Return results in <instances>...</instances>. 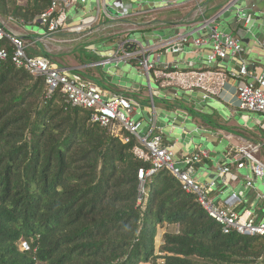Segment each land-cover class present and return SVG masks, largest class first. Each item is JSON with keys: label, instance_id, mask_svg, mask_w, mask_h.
Listing matches in <instances>:
<instances>
[{"label": "trees", "instance_id": "trees-1", "mask_svg": "<svg viewBox=\"0 0 264 264\" xmlns=\"http://www.w3.org/2000/svg\"><path fill=\"white\" fill-rule=\"evenodd\" d=\"M52 2L0 0V20L40 25ZM125 135L0 59V264H159L160 229L164 264H264V237L224 233L170 170L141 179Z\"/></svg>", "mask_w": 264, "mask_h": 264}, {"label": "crops", "instance_id": "crops-1", "mask_svg": "<svg viewBox=\"0 0 264 264\" xmlns=\"http://www.w3.org/2000/svg\"><path fill=\"white\" fill-rule=\"evenodd\" d=\"M121 1L131 6V14L126 18H117L118 11L107 4V9L115 18L111 19L104 13L107 9L102 7L99 10L97 1L89 0L87 4L73 8L68 21L75 23L83 15H92L99 10L100 24L109 28L112 31L110 35L116 37L124 32H128L126 35L129 37H135L134 33L140 32L143 36L151 37L142 42L159 43L186 34L188 42L182 44L180 52L173 53L166 47L152 55L157 67L162 70L179 67L181 70L227 73L238 65V58L230 57L224 62L211 65L207 60L210 47H197L193 42L197 37L209 35L212 28L216 27L242 40L244 58L251 71L260 74L264 70V17L260 16V10L254 6L256 0ZM228 4L230 6L226 9ZM243 13L252 15L250 24L242 20ZM6 22L10 31L24 37L29 54L44 55L41 52L44 50L50 55V50H46L44 45L49 48L53 34H46L43 26L39 25L43 34L37 41L28 37L38 33L33 28L13 19ZM99 41L96 46L94 44L90 47L96 57L94 60L80 63L69 59L65 64L56 63L70 71H85L86 78L103 89L107 97L127 93L137 98L141 108L135 116L142 121L141 134H159L165 143L173 144L175 158L181 167L185 166L181 162L185 156L199 153L200 160L194 164L192 175L204 185L214 183L213 187L208 188L210 198L219 205H227L228 198L237 194L234 208L239 211L249 210L256 219H264V176L255 175L248 163L239 168L241 160L234 157L239 148L255 145L259 149L254 156L264 163V115L240 109L237 80L228 79L219 84L213 77L209 83L213 92L208 96L201 89L191 88L180 80L160 81L152 77L150 83L137 59L110 66L95 64L114 50L108 47L106 38ZM39 42L40 48H35ZM99 66L110 67L119 78L105 80L94 70ZM96 79H100V83ZM144 84L149 88L148 98L143 95ZM223 166H229L233 173L220 175L219 169Z\"/></svg>", "mask_w": 264, "mask_h": 264}, {"label": "built area", "instance_id": "built-area-1", "mask_svg": "<svg viewBox=\"0 0 264 264\" xmlns=\"http://www.w3.org/2000/svg\"><path fill=\"white\" fill-rule=\"evenodd\" d=\"M88 1L53 0L49 9L40 15V25L44 27L46 34L49 35L93 26L100 22L99 10L102 7L107 9V4L118 11L117 18H126L131 14V6L121 0H112V2L110 0H96L99 9L97 13L83 15L75 23L69 22L70 11L79 4H87ZM104 13L109 18L115 19L108 9ZM242 20L248 25L253 18L251 14L243 13ZM3 39H8L11 42L13 51L10 53L6 48H1V60L11 58L17 67L43 77L48 86L49 95L59 89L66 95L67 100L72 105L90 110L92 122L110 129L117 123L121 124L126 131L125 142H131L133 138L138 141L135 148L136 153L144 159H149L152 163V167L146 173L143 169L139 171L141 179L144 178L145 174L147 176L152 175L159 169L166 168L180 180L186 192L197 196L200 204L218 222L224 233L235 232L244 236L264 237V219H256L249 210L239 211L234 208L238 198L237 194H233L228 198L227 205H219L210 198L208 192V188L213 187L214 183L204 185L194 178L192 173L194 164L200 160L199 153L185 156L181 161L185 166L181 167L180 162L175 158L173 144L165 143L162 135L159 134L153 136L141 134L142 121L135 116L141 108L137 98L127 93L107 97L93 81L83 77L78 70L64 69L48 55H30L27 52L24 37L10 31L7 22L0 20V42ZM187 42L188 37L186 34L159 43H146L135 37H127L119 40L114 50L107 56H103L95 64L112 65L121 61L137 59L150 83L152 77L158 78L160 81L180 80L191 88L201 89L206 96L213 92L209 87L213 77L216 78L219 84H223L228 79H235L238 82L237 95L240 109L264 115V70L260 74H255L249 69L243 54V42L239 37L214 27L209 35L200 36L193 40L197 47H210L207 60L211 65L224 62L230 57L238 58L240 61L238 65L229 69L227 73L195 71L192 69L181 70L179 67H174V70L168 68L162 70L157 67L156 60L152 58L154 53L166 47L173 53H178L181 51L182 44ZM258 149V146L255 145L244 146L238 149L234 157L236 160H241L238 163L239 168L245 167V164L248 163L255 175L264 176V163L254 156ZM219 173L220 175H227L233 172L229 166H223L220 167Z\"/></svg>", "mask_w": 264, "mask_h": 264}, {"label": "rangeland", "instance_id": "rangeland-1", "mask_svg": "<svg viewBox=\"0 0 264 264\" xmlns=\"http://www.w3.org/2000/svg\"><path fill=\"white\" fill-rule=\"evenodd\" d=\"M26 27H31L33 28L34 31L38 32L33 34L34 37H39L42 36L43 30L39 29V25L33 24V25H27ZM140 26H136V28H139ZM44 28V27H43ZM111 30L109 28H105L103 24L101 25L100 22L96 23L93 26H88L80 29H73L68 32H58L55 33L51 36V41L49 43V48L44 45L46 50H50L49 52V57L54 61H58L60 64H65L67 63L66 60L69 61V59H74L76 60L78 57V54L84 59L87 60L89 57L87 56L88 54H91L90 47L91 46H96L100 41L99 39L101 38H106V44H108V47H113L115 48L118 40L125 39L129 37V35H126L128 32H124L121 34L120 37H116L115 35H110ZM108 34V36H106ZM103 36V37H98V36ZM135 37L139 41L145 40H150V36H143L140 32L139 33H134ZM108 37L112 38L109 39ZM125 37V38H124ZM93 44V45H92ZM35 48H40L38 43L35 44ZM41 50V49H40ZM42 52V51H41ZM31 55V54H30ZM93 55V54H92ZM34 56H40L34 55ZM95 56V55H93ZM110 66V65H109ZM95 72H98L102 78H105V80L113 78V79H118L115 75V71L110 69V67L107 66H99L94 68ZM100 80V79H96ZM146 81V80H145ZM145 87L143 88L144 92L143 95L145 98L149 97V88L146 84H144ZM155 85V84H154ZM101 90V89H100ZM103 90V89H102ZM101 90V92H102ZM264 190V187L262 188ZM163 233V229H160L158 234L155 236V255L158 257V263L159 264H164L165 259L163 258L164 253H162L161 246H162V241H161V235Z\"/></svg>", "mask_w": 264, "mask_h": 264}, {"label": "water", "instance_id": "water-1", "mask_svg": "<svg viewBox=\"0 0 264 264\" xmlns=\"http://www.w3.org/2000/svg\"><path fill=\"white\" fill-rule=\"evenodd\" d=\"M234 1H236V0H234ZM256 1L257 2L254 4V6L258 7V9L260 10V16L264 17V0H256ZM228 6H230V5L228 4L227 7H225V8L226 9L229 8ZM1 20L7 21V20H10V19L9 18L8 19L2 18ZM28 37L35 38V39H37V41H39L38 40V37H34L33 35H28ZM38 44L41 46V43L40 42ZM42 52H43L44 55H46L45 52H44V50H42ZM96 82L97 83H100V81H98V80H96Z\"/></svg>", "mask_w": 264, "mask_h": 264}]
</instances>
